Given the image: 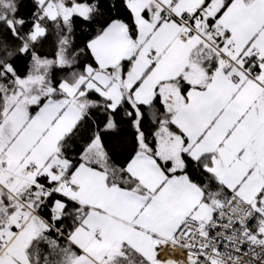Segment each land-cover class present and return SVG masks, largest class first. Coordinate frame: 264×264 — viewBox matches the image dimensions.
<instances>
[{"label":"snow or ice","instance_id":"snow-or-ice-1","mask_svg":"<svg viewBox=\"0 0 264 264\" xmlns=\"http://www.w3.org/2000/svg\"><path fill=\"white\" fill-rule=\"evenodd\" d=\"M0 264H264V0H0Z\"/></svg>","mask_w":264,"mask_h":264}]
</instances>
